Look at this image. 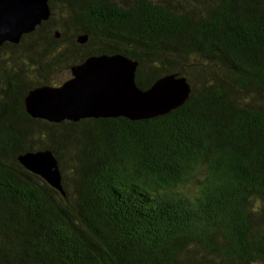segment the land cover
<instances>
[{
    "label": "trees",
    "instance_id": "obj_1",
    "mask_svg": "<svg viewBox=\"0 0 264 264\" xmlns=\"http://www.w3.org/2000/svg\"><path fill=\"white\" fill-rule=\"evenodd\" d=\"M48 3L0 46V264H264V0ZM114 54L142 90L186 79L187 100L136 121L25 112L29 91ZM45 150L63 194L18 162Z\"/></svg>",
    "mask_w": 264,
    "mask_h": 264
},
{
    "label": "water",
    "instance_id": "obj_2",
    "mask_svg": "<svg viewBox=\"0 0 264 264\" xmlns=\"http://www.w3.org/2000/svg\"><path fill=\"white\" fill-rule=\"evenodd\" d=\"M50 13L48 0H0V46L18 44L47 21ZM86 40L87 36L77 38L80 44ZM137 66V61L121 54L89 57L70 68L71 78L61 86L29 91L24 110L32 118L51 123L116 117L136 121L165 115L187 100L190 86L176 75L162 76L147 89L138 88ZM17 159L27 171L63 194L60 169L50 151L28 152Z\"/></svg>",
    "mask_w": 264,
    "mask_h": 264
},
{
    "label": "rangeland",
    "instance_id": "obj_3",
    "mask_svg": "<svg viewBox=\"0 0 264 264\" xmlns=\"http://www.w3.org/2000/svg\"><path fill=\"white\" fill-rule=\"evenodd\" d=\"M54 9H55V15H56V16H55V19H57L56 22L59 23V21H60V20H59V12H60V11H59L58 9H56V8H54ZM64 16H65V15H64L63 13L60 12V17H64ZM58 75L61 76L62 73L59 72ZM193 83L195 84V86L198 85V81H197V80H194ZM68 163H70L69 158L65 156V157L63 158V165H65V168H66V170H65L64 172H65V174H67V176H70ZM65 168H64V169H65Z\"/></svg>",
    "mask_w": 264,
    "mask_h": 264
}]
</instances>
